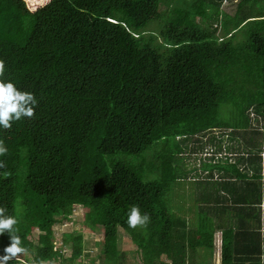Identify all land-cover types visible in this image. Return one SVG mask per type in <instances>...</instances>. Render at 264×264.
<instances>
[{
  "label": "trees",
  "instance_id": "16d2710c",
  "mask_svg": "<svg viewBox=\"0 0 264 264\" xmlns=\"http://www.w3.org/2000/svg\"><path fill=\"white\" fill-rule=\"evenodd\" d=\"M223 1L48 0L30 11L0 0L2 79L38 100L32 117L0 128V209L17 218L26 264H82L81 234H62L63 260L54 241L75 205L101 228L91 264H138L134 254L140 264H212L218 230L220 264H264V0H237L233 13ZM223 104L235 109L233 127L218 117ZM223 127L238 153L224 168L211 162L217 176L185 166L193 200L178 164L143 170L124 156L171 135L197 156L196 135ZM133 206L146 226H128ZM119 228L135 249L118 248ZM10 242L0 234V255Z\"/></svg>",
  "mask_w": 264,
  "mask_h": 264
},
{
  "label": "rangeland",
  "instance_id": "374dc122",
  "mask_svg": "<svg viewBox=\"0 0 264 264\" xmlns=\"http://www.w3.org/2000/svg\"><path fill=\"white\" fill-rule=\"evenodd\" d=\"M25 5L28 10L34 11L38 7L44 5L48 0H24ZM237 0L229 1L224 0L221 4V8L229 13H233L235 10V4ZM219 32V29L217 30ZM235 109L232 108L230 105L223 104L219 107L218 117H221L223 119H227L229 122V125L231 126L234 122L235 115H233V111ZM240 110H243V115L237 114L236 117L241 118L242 116H246L244 112V108H240ZM251 114V113H250ZM251 119L255 116L254 114H251ZM255 121H253L254 124ZM228 125V124H227ZM226 127V126H225ZM218 128L214 129L212 131H205L202 133H199L196 135L197 137H201V140L192 141L190 142L191 147H195L197 152V156L194 153H191L189 158V147L188 142L183 140L180 135L176 136H169L165 138L164 140H160L154 144H152L145 152H143L142 156H134V155H124L127 160L132 161V163L136 166H139L143 170L148 169V165H157L160 162L168 163L171 162V164H178L179 165V176H182V182L180 184H184V187L187 188V197L189 200H193L195 198V190H194V181L190 180L191 175L193 174V171H190V174L187 177V181L184 177L185 169H196V167L199 170H204L206 172L207 170H210V174H220V170L216 169H210L211 166V156H215V153L222 152L223 150H231L233 149V144L230 140L224 139L223 135L228 134V130H224V128ZM233 127V126H231ZM235 129H237L235 127ZM215 135V136H214ZM220 136L222 139L219 141L218 139H214V137ZM206 137H210L209 140L204 141L203 139H206ZM183 151L182 154H179L178 151ZM215 151L213 154L211 151ZM186 152L185 156L184 153ZM210 155V157H205L206 153ZM123 154H116L115 157H121ZM146 157V158H145ZM194 157H196L194 159ZM223 159V158H222ZM218 160V162L223 163V168L226 167L227 161L225 160ZM201 160V161H200ZM219 164V163H218ZM199 167H198V166ZM186 166V168H185ZM222 166V165H221ZM197 169V170H198ZM195 171V170H194ZM201 173V172H200ZM210 174L203 175L204 178H207V180L211 181L214 180L210 176ZM203 178V179H204ZM203 186H206V182H201ZM217 185V184H216ZM237 186V185H236ZM182 186L178 189L180 192H176L178 200L180 201L181 196L184 199L185 194L181 192ZM187 200V199H186ZM72 212L73 214L69 218H64L59 222H56L53 225L54 230V241L55 246L58 248H61V252L63 254V257L59 258L63 260L64 257H68L70 255V246L69 244L63 245L61 244V236L64 232H71L74 236L81 234L82 235V255L77 260L78 262H81L82 264H91L90 258H95L96 254L99 252V245L98 242L100 239H102V233L100 232L101 228H98V231L90 230L89 226L84 224V218L86 213L88 212V209L86 207L75 205ZM120 237L118 242V248L119 249H135L136 245L131 241L129 235L125 233L122 229L119 228ZM39 234V231L34 228L32 229V232L28 235L29 240H31L33 243H36L37 236ZM219 234L214 235L215 238V249H214V258H215V264L218 261V247H217V240L216 236L218 238ZM192 243H189V247ZM20 258V264H26L25 258L31 257L30 253H24V254H18L17 255ZM135 262L140 264L141 256L140 254H137L135 257ZM196 259V258H195ZM42 264H50L48 261L42 262ZM55 264H61L60 260H56ZM95 264H98L97 260L95 261ZM111 264H116L114 261L111 262ZM214 264V263H213Z\"/></svg>",
  "mask_w": 264,
  "mask_h": 264
},
{
  "label": "clouds",
  "instance_id": "9594fccd",
  "mask_svg": "<svg viewBox=\"0 0 264 264\" xmlns=\"http://www.w3.org/2000/svg\"><path fill=\"white\" fill-rule=\"evenodd\" d=\"M4 72V62L0 61V128H10L11 121L19 120L21 117H32L38 100L32 92L23 91L11 80L2 79ZM223 136H226V134ZM6 152L7 148L0 143V156H3ZM206 156H209L208 152L205 157ZM260 156L264 159V151L260 153ZM0 165H2V162H0ZM149 220L150 217L147 213L141 214L139 208L133 206L129 211L127 223L130 228H135L138 225L146 226ZM17 223L18 221L15 216H4L3 209H0V234L6 231L11 241L9 245L5 246L3 254L0 255V264H7L9 260L26 251L21 244L19 235L16 234L17 229L14 226L17 225ZM218 246H220V244Z\"/></svg>",
  "mask_w": 264,
  "mask_h": 264
},
{
  "label": "crops",
  "instance_id": "0c3cea01",
  "mask_svg": "<svg viewBox=\"0 0 264 264\" xmlns=\"http://www.w3.org/2000/svg\"><path fill=\"white\" fill-rule=\"evenodd\" d=\"M219 138H221L220 136H217V138L216 139H218L219 140ZM220 141V140H219ZM211 151V150H210ZM238 151V149L236 148V149H231V150H223L222 152L220 151V152H218V153H215V156H214V158H212L211 159V162H215L216 160L218 161V160H221L222 158V160H225V161H227V162H233L234 160H235V156H236V154L238 153L237 152ZM215 151H211V153L213 154ZM222 154V155H221ZM221 155V156H220ZM217 156H219V157H217ZM206 157H210V155L209 156H206ZM196 157H194V159H195ZM202 175H203V173H201ZM260 210H261V215L263 216V202H262V204H261V206H260ZM254 222L253 221H250V222H247L246 223V226L247 225H249L250 227H252V226H254V224H253ZM263 227V217H262V220H261V228ZM216 234H220V240H221V231L220 230H218V231H216L215 232V234L214 235H216ZM216 247V246H215ZM217 247L219 248V246H218V244H217ZM218 254H219V256H218V261H217V263L216 264H220V248L218 249ZM215 258H214V256H213V262H212V264L214 263L215 264Z\"/></svg>",
  "mask_w": 264,
  "mask_h": 264
},
{
  "label": "built area",
  "instance_id": "2783aa9c",
  "mask_svg": "<svg viewBox=\"0 0 264 264\" xmlns=\"http://www.w3.org/2000/svg\"><path fill=\"white\" fill-rule=\"evenodd\" d=\"M216 240H217V243H218V245L220 244V236L218 235V238H217V236H216Z\"/></svg>",
  "mask_w": 264,
  "mask_h": 264
}]
</instances>
